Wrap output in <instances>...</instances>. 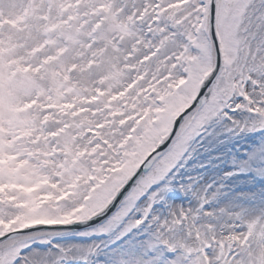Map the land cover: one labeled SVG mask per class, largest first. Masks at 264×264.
<instances>
[{
	"label": "snow or ice",
	"instance_id": "1",
	"mask_svg": "<svg viewBox=\"0 0 264 264\" xmlns=\"http://www.w3.org/2000/svg\"><path fill=\"white\" fill-rule=\"evenodd\" d=\"M0 264H264V0H0Z\"/></svg>",
	"mask_w": 264,
	"mask_h": 264
}]
</instances>
